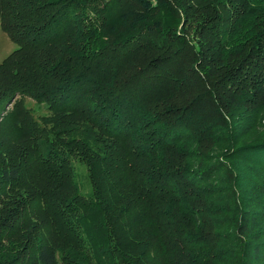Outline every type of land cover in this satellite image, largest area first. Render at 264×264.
I'll use <instances>...</instances> for the list:
<instances>
[{"label":"trees","instance_id":"16d2710c","mask_svg":"<svg viewBox=\"0 0 264 264\" xmlns=\"http://www.w3.org/2000/svg\"><path fill=\"white\" fill-rule=\"evenodd\" d=\"M0 29V264H262L264 0H0Z\"/></svg>","mask_w":264,"mask_h":264},{"label":"rangeland","instance_id":"374dc122","mask_svg":"<svg viewBox=\"0 0 264 264\" xmlns=\"http://www.w3.org/2000/svg\"><path fill=\"white\" fill-rule=\"evenodd\" d=\"M15 48H16V45L13 42H11L8 39V37L5 35V33H3L2 30L0 29V62L6 56H8ZM25 103H26L27 108L30 109L33 117L36 120L46 114V111L42 105H37L36 103L30 100H26ZM241 119L242 117H239V118L237 117L238 123L236 124V127H240V129H243V131L247 129V132L256 133L258 131V124H257L258 120H256V118L255 120L250 119L248 122H245V123L241 122ZM254 126H256V128ZM74 164L78 166L76 161L74 162ZM80 170H83V169H80ZM262 258H264V256H262ZM262 264H264V261L262 262Z\"/></svg>","mask_w":264,"mask_h":264}]
</instances>
